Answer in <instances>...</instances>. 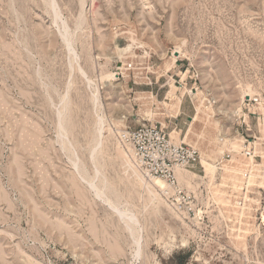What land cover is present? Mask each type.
Wrapping results in <instances>:
<instances>
[{"label":"rangeland","instance_id":"obj_1","mask_svg":"<svg viewBox=\"0 0 264 264\" xmlns=\"http://www.w3.org/2000/svg\"><path fill=\"white\" fill-rule=\"evenodd\" d=\"M55 1L75 52L44 0H0V264H264V0ZM143 122L199 149L194 213L134 173Z\"/></svg>","mask_w":264,"mask_h":264},{"label":"built area","instance_id":"obj_2","mask_svg":"<svg viewBox=\"0 0 264 264\" xmlns=\"http://www.w3.org/2000/svg\"><path fill=\"white\" fill-rule=\"evenodd\" d=\"M121 139L129 146L141 171L149 179L164 182L163 195L172 198L186 214L194 213L192 195L184 190L177 172L190 171L201 164L199 149L184 141H174L163 126L145 122L122 130Z\"/></svg>","mask_w":264,"mask_h":264},{"label":"bare ground","instance_id":"obj_3","mask_svg":"<svg viewBox=\"0 0 264 264\" xmlns=\"http://www.w3.org/2000/svg\"><path fill=\"white\" fill-rule=\"evenodd\" d=\"M45 1V3H46V5H47V7H48V10H49V13H50V15H51V19H53V22H56V23H58V24H60V23H62L61 25H62V27H63V30H61L60 29V38L63 40V42L65 43V46H66V48H67V50H68V52H75V50L72 48V45H71V38H72V32H70V30H69V28H68V26H66L65 25V23L62 21V17H61V11L59 10V8H58V6H57V3H56V1L55 0H44ZM65 17V16H64ZM66 18V17H65ZM66 20V19H65ZM62 21V22H61ZM66 22V21H65ZM72 30V29H71ZM76 33V32H75ZM77 34V33H76ZM74 42V41H73ZM20 43V42H19ZM74 50V51H73ZM77 52V51H76ZM29 53H31V52H29ZM78 67V66H77ZM76 67V68H77ZM81 67V66H80ZM84 70V69H83ZM48 85V84H47ZM94 86V85H93ZM97 87V86H96ZM95 91H96V88H95ZM45 92V91H44ZM64 99H66V98H61V102L63 103V101H64ZM93 99H94V97H93ZM65 102V101H64ZM68 102V101H67ZM67 102H66V104H67ZM65 103L62 105V108H61V110H59V112H58V114H57V116H58V119H59V125H58V132H59V134H62V131H63V126L61 125V116H62V113H63V109L65 108L64 106L66 105ZM57 106V105H56ZM59 108V107H58ZM99 109V108H98ZM97 109V110H98ZM100 111V110H99ZM64 114V113H63ZM64 116V115H63ZM102 117V116H101ZM65 118V117H64ZM63 118V119H64ZM61 120V121H60ZM100 123V122H99ZM63 125H64V123H62ZM100 125V124H99ZM98 125V126H99ZM102 125V124H101ZM65 126V125H64ZM97 127V126H96ZM66 130V129H65ZM98 133L101 131V127L99 126L98 127ZM103 130V129H102ZM97 132V131H96ZM63 133H65L64 131H63ZM102 134V133H101ZM65 135V134H64ZM63 135V136H64ZM60 137H62L61 135H60ZM62 140H64L63 142H65V137H64V139L62 138ZM61 140V141H62ZM61 144H63V143H61ZM64 145V144H63ZM127 145V144H126ZM99 146V145H98ZM65 148V147H64ZM92 148V147H91ZM94 147H93V149H92V151H91V156L96 152V150L94 151ZM128 149H129V151H130V148H129V146H128ZM129 155V154H128ZM130 155H131V152H130ZM130 157V156H129ZM131 159H132V162H133V166H134V168L135 169H133V171H134V173L136 174V176H139V179H140V181L143 183V185H145L146 186V188H148V190H150V188L152 189H159V191H161L162 190V192L164 191V189L166 188V185L164 184V182L163 181H161V180H159V179H149L142 171H141V169L138 167V165L135 163V161H134V159H133V157H132V155H131V157H130ZM79 160V159H78ZM70 162H72L73 163V167H74V169H75V164H76V160L75 159H73V160H70ZM130 162V160L127 162V163H129ZM79 165V164H78ZM131 165V164H130ZM128 167V166H127ZM78 169H77V165H76V173L78 172L77 171ZM100 172H98L97 173V168H95V174L93 175L94 176V178H92L90 181L88 180H86L85 179V181H87V183H88V185L90 186V188H91V190H92V192H93V194L95 195V197L96 198H100V200H102L103 202H105L110 208H112V209H114V210H116V212H117V215L119 216L118 218L120 219V220H123V222H125L124 224H126V227L125 228H127L128 230H129V232H130V234H131V236H132V239H133V243L135 244V248L136 247H138V240H137V238H136V236L138 235V236H140L139 235V233L136 235V233H135V229H134V225H137V224H134V222L136 221V219H135V216L133 215V213H131L132 211H130L129 212V210L127 211V210H122L120 207H118L117 205H115V204H113V202H111V200H109V198L108 197H106L105 196V194H104V187L105 186H103V188L101 187L102 186V184H101V186H99V184H97V182H95L96 180V177H98V174H99ZM78 174H79V172H78ZM77 174V175H78ZM140 174V175H139ZM80 175V174H79ZM83 175V174H82ZM192 175H194V174H192ZM191 174H190V172L189 171H178L177 172V177H178V179H179V182L183 185V182H186V185L189 183V180L192 178L191 176H192ZM100 176V175H99ZM83 177V176H82ZM80 179H81V177H80ZM84 179V178H83ZM105 181V180H104ZM103 182V181H102ZM105 183V182H104ZM163 194V193H162ZM163 196V195H162ZM127 209V208H126ZM122 222V221H121ZM136 223V222H135ZM137 229V228H136ZM129 234V235H130ZM137 236V237H138ZM132 242V241H131ZM135 250V249H134ZM140 250V249H139ZM139 252L137 251V248H136V253H135V256H137V254H138Z\"/></svg>","mask_w":264,"mask_h":264},{"label":"trees","instance_id":"obj_4","mask_svg":"<svg viewBox=\"0 0 264 264\" xmlns=\"http://www.w3.org/2000/svg\"><path fill=\"white\" fill-rule=\"evenodd\" d=\"M178 258H179V259L177 260V261H178V264H183V262H184V261H183V256H180V255H179Z\"/></svg>","mask_w":264,"mask_h":264},{"label":"water","instance_id":"obj_5","mask_svg":"<svg viewBox=\"0 0 264 264\" xmlns=\"http://www.w3.org/2000/svg\"><path fill=\"white\" fill-rule=\"evenodd\" d=\"M125 223V222H124Z\"/></svg>","mask_w":264,"mask_h":264}]
</instances>
